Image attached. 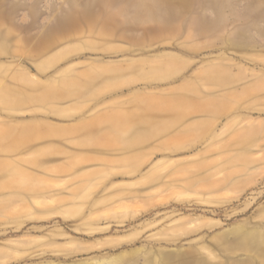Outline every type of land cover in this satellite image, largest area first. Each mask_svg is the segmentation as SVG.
<instances>
[{"label":"rangeland","instance_id":"obj_1","mask_svg":"<svg viewBox=\"0 0 264 264\" xmlns=\"http://www.w3.org/2000/svg\"><path fill=\"white\" fill-rule=\"evenodd\" d=\"M0 264H264V0H0Z\"/></svg>","mask_w":264,"mask_h":264}]
</instances>
